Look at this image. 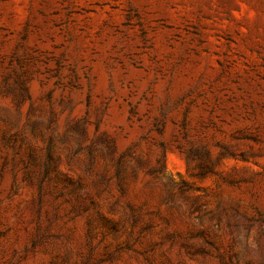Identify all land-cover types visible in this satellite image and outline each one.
Masks as SVG:
<instances>
[{"label": "rangeland", "instance_id": "374dc122", "mask_svg": "<svg viewBox=\"0 0 264 264\" xmlns=\"http://www.w3.org/2000/svg\"><path fill=\"white\" fill-rule=\"evenodd\" d=\"M0 264H264V0H0Z\"/></svg>", "mask_w": 264, "mask_h": 264}]
</instances>
